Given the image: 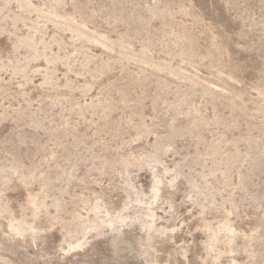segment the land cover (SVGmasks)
<instances>
[{
    "label": "rangeland",
    "instance_id": "obj_1",
    "mask_svg": "<svg viewBox=\"0 0 264 264\" xmlns=\"http://www.w3.org/2000/svg\"><path fill=\"white\" fill-rule=\"evenodd\" d=\"M6 1L0 0V195L2 181L17 168L34 177L30 189L45 183V207L35 219L30 211L24 213L43 240L21 245L0 225V253L12 264H231L234 259L264 264V126L257 124L264 120V0H28L44 16ZM184 10L194 16L192 24ZM48 15H56V22ZM180 18L203 36L194 52L188 46L192 34L177 24ZM68 21L110 43L123 39L134 55L171 64L223 98L213 99L184 80L168 82L166 72L141 70L117 52L74 41ZM27 35L30 42L23 40ZM212 41L222 45L221 53L206 56L201 51ZM86 51L102 63L110 59L112 68L94 71ZM8 58L15 60L11 66ZM67 58L75 62L74 71ZM104 92L105 103L84 107ZM227 102H234L239 118ZM197 110L206 122L218 119L215 138L208 130L200 136L187 131L188 112ZM136 129L152 131L142 144L155 142L160 158L150 166L125 168L120 156L141 144L131 142ZM215 140L214 154L210 145ZM167 144L172 148L164 153ZM156 182L161 193L153 200ZM14 183L5 192L18 202L22 194ZM203 183L206 188L196 186ZM96 205L98 215L90 210ZM53 218L74 236L94 222L102 225L99 236L88 240L94 247L87 245L76 258L54 252L59 232L56 224L51 227ZM104 218H112L115 229L109 230ZM224 219L237 237L231 250L223 239L218 243L222 256L215 261L203 250L204 224ZM150 221L153 230L147 234Z\"/></svg>",
    "mask_w": 264,
    "mask_h": 264
},
{
    "label": "bare ground",
    "instance_id": "obj_2",
    "mask_svg": "<svg viewBox=\"0 0 264 264\" xmlns=\"http://www.w3.org/2000/svg\"><path fill=\"white\" fill-rule=\"evenodd\" d=\"M10 1V0H9ZM9 1H6V3L7 2H9ZM12 1H16V3L19 5V7L20 8H22V9H25V10H27L28 12H32V9L35 11V13L38 15V16H44V14H46V12L44 13V14H42V12L39 10V11H36L37 9V7H35V8H32V4L28 1V0H12ZM51 2H53V3H59V1L60 0H50ZM5 3V4H6ZM10 3V2H9ZM141 6V5H140ZM33 11V12H34ZM182 14H184V16H188L187 17V19L188 18H190V19H188L189 20V22L188 23H191L192 24V21L194 22V16L192 15V14H190L189 12H188V10L186 11V10H184V11H182L181 12ZM51 14V13H50ZM174 16H175V13H173V12H168V17H170L171 18V20L174 18ZM54 16L53 15H48L47 16V19L48 20H54V22H56L55 20L56 19H54L55 17L56 18H58L56 15H55V17L53 18ZM63 18V17H62ZM181 19V18H180ZM174 20H176L175 18H174ZM185 20V19H184ZM184 20H182L181 19V21H183V22H180V23H178V21H177V24H178V26L179 27H181V28H184V29H187L188 30V32L189 33H191L192 34V41H191V43L188 45V46H190L189 47V50L190 51H192V52H194V50L197 48V40L198 39H201L202 37H201V34H198V32H195V31H192V29H193V27L191 26V24H187V23H185V22H187V21H185L184 22ZM69 22V21H68ZM67 27H68V29H69V31H71V38L75 41H80L82 44L83 43H85V44H89V45H93L94 47L96 46V47H100V48H102V50L101 51H107V52H109V53H112V51L113 52H117V55H118V57H124V58H126L127 60H128V62L130 63V62H134L135 64L137 63V65H138V68L139 69H141V70H143V69H145V70H149V71H164V72H166V79L168 80V82H173V83H175L176 85H179V83H181V82H179V81H187L189 84H190V87H202L203 88V92H206V93H208V94H210V96L213 98V99H216V100H220L221 98H223L222 97V95H221V92H218L216 89H213V88H211V87H209V86H207V85H204L203 84V82H200V80L198 79V78H196L195 76H193V75H191V74H188V73H185V72H182V71H179V70H176L177 68H175V69H173L172 67H170L169 65H171V64H166L165 62H163V63H158V61L156 62L155 60V62L154 61H152V59H148V57H146V56H144V55H140V56H136V55H134V53H132V52H130L128 49H129V47H127V49L124 47V45H123V39L121 40V39H118L116 42H114V43H110L106 38L107 37H104V36H102V35H98V34H96V33H93V32H89V31H86V27L85 28H83V27H80V26H76L74 23H72V22H69L68 24H67ZM61 28H63V27H61ZM36 32H37V30H36ZM39 32V31H38ZM37 32V33H38ZM187 32V31H186ZM36 33V34H37ZM35 34V35H36ZM9 36V35H8ZM13 37V36H12ZM33 37H34V35H33ZM7 38V37H6ZM14 38V37H13ZM9 39V38H8ZM7 39V40H8ZM15 40V39H14ZM13 39L10 41L11 42V45L15 42ZM23 40H26V41H28V42H30L31 41V37L30 36H24L23 37ZM33 40V39H32ZM215 41V40H214ZM7 43H8V41H6ZM220 45V44H219ZM13 46V45H12ZM12 46H10V49H11V47ZM220 46H222V45H220ZM220 46H218L215 42H209L207 45H205L204 47H203V50L201 51L204 55H206V56H208L209 54H213V53H215L216 51H218L219 49L221 50V47ZM83 47H85L84 45H83ZM82 47V48H83ZM220 47V48H219ZM8 48H9V46H8ZM93 48V47H92ZM9 49V50H10ZM132 50V49H131ZM219 50V51H220ZM188 51V50H187ZM198 50H196V52H197ZM5 52H6V50H5ZM106 52V53H107ZM9 53H11V52H8V55H9ZM190 53V52H189ZM218 53H221V51L220 52H218ZM6 54H7V52H6ZM5 54V55H6ZM15 54V53H14ZM191 54V53H190ZM217 54V53H216ZM13 55V54H12ZM111 55V54H110ZM146 55V54H145ZM219 55V54H218ZM11 56V55H10ZM9 56V57H10ZM14 56V55H13ZM13 56H12V58H13ZM8 57V56H7ZM109 57V56H108ZM117 57V58H118ZM12 58H8V61H7V63H8V66H11L13 63H14V61H13V59ZM110 58H111V56H110ZM16 59V58H15ZM70 59V58H69ZM68 58H67V60H66V65H67V67H68V69L69 70H72V71H74V68H75V62L74 61H72V60H69ZM102 59V58H101ZM112 59V58H111ZM85 60H91L92 62H93V70L94 71H105V70H110L111 68H112V66H113V64H112V62H111V60L109 59L108 61H106L105 63H102L101 61H100V59L97 57V56H95V54L94 55H91L88 51H86L85 52ZM118 60V59H117ZM65 62V61H64ZM120 64V63H119ZM83 69H84V66L82 67ZM81 72H82V70H81ZM163 72V73H164ZM35 73V72H34ZM32 74V73H31ZM27 77V76H26ZM44 77V76H43ZM221 77V76H220ZM230 77V76H229ZM233 78V77H232ZM221 79H222V77H221ZM216 80H217V78H216ZM219 80H220V78H219ZM225 80H227V78L225 79ZM225 80H223V81H225ZM232 80V79H231ZM29 81V80H28ZM45 81V80H44ZM227 82H228V80H227ZM229 82H230V80H229ZM166 83V82H165ZM170 84V83H169ZM205 84H207V83H205ZM78 86V85H77ZM214 86H216V85H214ZM77 88V87H76ZM80 89L81 90H83V89H86V86H82L81 85V87H80ZM79 89V90H80ZM88 90L90 89V88H87ZM86 89V90H87ZM105 93V92H104ZM204 94V93H203ZM207 94V95H208ZM224 94V93H223ZM100 95V94H99ZM98 96V95H97ZM102 96V97H101ZM100 97L98 96V97H93V98H90L89 99V101H88V103L86 104V106H84V107H86V109L88 108V110H91V109H96L98 106H100V105H102V103H105L106 102V93L105 94H102ZM181 99H183V97L181 98ZM108 100V99H107ZM183 101V100H182ZM234 103V102H233ZM232 102H227V105H228V107H229V109L232 111V113H233V115H234V117H236V118H239V112H238V110H236V108H235V106H234V104H233ZM139 104V103H138ZM141 104V103H140ZM85 105V104H84ZM83 107V106H82ZM102 107V106H101ZM91 108V109H90ZM82 109V108H81ZM80 110V108L78 109V111ZM81 111V110H80ZM82 111H84V110H82ZM258 111V110H257ZM263 111V110H262ZM76 113H77V111H76ZM256 114H259V113H261V112H259V113H257V112H255ZM255 113L252 115V118H255L256 117V115H255ZM79 114H81L80 112H79ZM85 114V113H84ZM104 114V113H103ZM187 114V113H186ZM263 114H264V112H263ZM94 115V114H93ZM80 116H82V115H80ZM105 116V115H104ZM187 116V115H186ZM188 116H189V118H190V120H191V125H190V129L189 130H187V131H190L191 129L194 131L195 130V132L198 134V136H200L201 135V131L203 132L204 130H208L211 134H212V138L216 135V133H215V131L217 130V128H218V119L217 118H214L212 121H210V122H206V120H204L203 119V117H202V115L200 114V112L197 110V111H190V112H188ZM264 116V115H263ZM217 117V116H216ZM263 119V118H262ZM259 126L261 125V126H264V120H262L261 122H258L257 123ZM148 127V126H147ZM191 130V131H192ZM186 131V130H185ZM150 132L152 133V131L150 130V129H146V131L143 133V132H141V131H139L138 129H136L135 131H134V133H133V139L131 140V142L132 143H136V142H141V144L137 147L138 148V150L137 149H135L136 150V152H135V150H133L132 152H134V153H136L137 155H134V153H132L130 150V154L129 155H127V153H124V154H122L121 156H120V161L118 162V163H120L122 166H129L130 164H133V165H135V166H137L138 168H142L143 166H144V164L146 163V164H148V163H150V162H153V161H155V162H157L158 163V161H157V159L158 158H160V157H158L159 155V151H160V148L158 147V145L157 144H155V142L152 144L153 146H150V147H147L146 145H145V143L144 144H142L143 143V141H145L147 138H146V136H147V134L149 133L150 134ZM180 132H182V131H180ZM156 133V132H155ZM215 138V137H214ZM145 139V140H144ZM133 141H136V142H133ZM215 142H216V140L215 141H213L212 143H211V145H210V148L212 149H210L212 152H214V154L216 153V146H215ZM146 144H148L147 142H146ZM166 145V144H165ZM168 146H166L165 148H164V146H163V148H162V151L165 153H167L168 151H169V149L170 148H172V147H169L170 145H171V143H170V145L169 144H167ZM133 146V145H132ZM136 146V145H135ZM147 147V148H146ZM135 148V147H134ZM132 150V149H131ZM171 151V150H170ZM218 152V151H217ZM95 160V159H94ZM99 160V159H98ZM101 161V160H100ZM99 161V162H100ZM102 162V161H101ZM148 162V163H147ZM97 163V162H96ZM162 163V162H161ZM160 163V164H161ZM102 164V163H101ZM152 163H150V164H148V165H146V166H150ZM156 165V164H155ZM159 165V164H158ZM124 166V167H125ZM7 168V167H6ZM126 168V167H125ZM10 169V168H9ZM16 169V172H14V174H11V177H9L8 179H5L4 181H2L3 182V188L4 189H1V190H4V192H3V194H1L0 195V225H1V227H3L2 229H3V231H4V234L6 233V234H8L7 236L9 237V235L10 236H12V238L14 237V239L16 238L20 243L22 242V243H24V242H27V244H30V245H36L37 243H39V241L41 242V240H43V239H41L42 237L39 235V233H38V231L40 230H38V231H36L32 226L34 225H28L27 223H26V218H25V211L26 212H28V211H30V213L32 214V219L34 218L35 219V217L34 216H39L38 214H40V212H42L43 210H44V207H45V205H44V196H45V187H44V185H45V181L43 182L44 184H40V181H39V184H37V186H36V188L35 189H30L29 187H31L30 185H31V183H32V178H34V177H31L30 176V174H28V173H26V174H24V172H22V171H18V169L17 168H15ZM154 169V168H153ZM157 169V168H156ZM167 169V168H166ZM2 170H4V168L2 169ZM7 170V169H6ZM13 170V168L11 169V171ZM10 171V170H9ZM171 171V170H170ZM2 172V171H1ZM0 172V173H1ZM5 172V171H4ZM167 172V171H166ZM6 173V172H5ZM8 173V172H7ZM13 173V172H12ZM9 174V173H8ZM227 174V173H226ZM3 175H4V173H3ZM7 176V175H6ZM5 176V177H6ZM32 176H33V174H32ZM1 177H2V175H1ZM224 177H225V174H224ZM1 180V179H0ZM44 180V179H43ZM153 180H157L158 181V179H157V177L155 178V179H153ZM15 182L14 184V187L16 186V187H18V190H17V192L18 191H20L21 192V196H22V198H21V200L20 201H18L17 202V200L16 201H14L13 200V196H12V194L10 195V194H8V193H6L5 192V188H9L10 186H11V184H12V182ZM34 181V180H33ZM160 181V180H159ZM37 182V181H36ZM172 182V181H171ZM34 183V182H33ZM48 183V182H47ZM46 183V184H47ZM161 183V182H160ZM202 183V182H201ZM1 184V183H0ZM204 184V183H203ZM154 185V186H153ZM153 188H152V197H153V200L155 199V200H157V197H159L160 195H159V192H160V189L161 188H159V186H160V184L158 183V182H156L155 184L153 183ZM205 185H207L206 183L204 184V185H200V184H197L196 186L199 188V189H202V188H206L205 187ZM47 186V185H46ZM13 188V187H12ZM17 189V188H16ZM46 189H47V187H46ZM135 189V188H134ZM12 190V189H11ZM15 190V189H14ZM13 191V190H12ZM8 192V191H7ZM16 192V193H17ZM15 193V192H14ZM161 193V192H160ZM200 193V192H199ZM159 195V196H158ZM15 197V196H14ZM19 197V196H18ZM151 197V198H152ZM19 199V198H18ZM137 199V198H136ZM46 201V200H45ZM138 201V200H137ZM140 201V200H139ZM54 203V202H53ZM57 203V202H56ZM55 204H53V206H54ZM127 205V204H126ZM126 205H125V208L124 209H126ZM57 206V205H56ZM60 206V205H59ZM46 208H48V207H46ZM45 208V209H46ZM59 208V207H58ZM57 208V209H58ZM92 209H90L91 211L93 210V213H96L97 214V210H98V208H97V205L96 206H92L91 207ZM151 210V209H150ZM46 211V210H45ZM152 211V210H151ZM122 212H124V211H122ZM107 213V212H106ZM95 214V216H97ZM122 214H124V213H122ZM121 214V215H122ZM202 214V213H201ZM125 215V214H124ZM147 215V214H146ZM31 216V215H30ZM76 216V215H75ZM149 216L151 217V218H153L154 217V215H153V213H150L149 214ZM79 217V216H78ZM78 217L76 218V219H78ZM99 217V216H98ZM119 218H120V216H118ZM118 217H117V219H118ZM58 217H56V219H57ZM75 217H74V215H73V219H74ZM80 218V217H79ZM96 218V217H95ZM107 218V217H106ZM106 218H104V219H106ZM115 218V217H114ZM123 218V217H122ZM125 218H127V217H125ZM123 219V220H127V219ZM146 218H147V216H146ZM56 219L55 218H53L52 219V222L50 223L51 224V227L52 228H57V229H55V230H58V232H59V234H56L58 237H57V244L53 247V251L54 252H63V253H65V254H70V253H72V255H74V257L76 258V256L79 254L80 255V251H82L83 253H84V250H86V246L87 245H89L90 244V242L88 241L89 239H90V241H91V239H96V237L97 236H99L97 233H99V232H96L97 231V229H98V227L100 226H102V225H99L98 226V224H97V222H94V223H92V224H89V222H85L86 223V225H88V226H85V228H86V230L84 229V228H82V229H84V231L83 232H81V236L80 235H78V236H74V234L73 235H71V234H69V233H71V232H66V231H68V230H66L64 227V225L65 224H61V222L59 223H57V221H56ZM81 219V218H80ZM102 219V218H101ZM84 220V219H83ZM96 220V219H95ZM103 220V219H102ZM102 220H100V221H102ZM115 221H118V223H120L119 222V219L118 220H116V219H114ZM114 220H112V218H108V219H106V220H104V222H103V224H106L109 228L110 227H113V225H115L114 224ZM225 220V219H224ZM222 221V222H217V221H213L212 220V222H208V223H206V224H204L205 225V228L206 229H204V230H206V236H207V239H206V241H205V243H204V247H203V250L205 249V252H206V255H208V258L210 257L212 260H215V261H217V260H219L220 259V257L222 256L221 255V251L217 248V247H219V246H217V245H219L218 243H220V241L223 239V241H224V243H226L229 247V249L231 250V248H230V246H232L233 245V241H234V238H235V236H236V233H235V230L233 229V227L231 226L232 224L231 223H229L230 221H228V219L227 220H225V221ZM78 221H80L79 219H78ZM85 221V220H84ZM87 221V220H86ZM96 221H99V219H97ZM152 221H153V219H152ZM155 221V220H154ZM93 222V221H92ZM102 222H100L101 224H102ZM122 222V221H121ZM145 222H147V221H145ZM144 222V223H145ZM151 222V221H150ZM204 222V221H203ZM80 223H81V221H80ZM91 223V222H90ZM117 223V222H116ZM122 223H124V222H122ZM121 223V224H122ZM59 227H56V225ZM83 224H84V222H83ZM120 224V225H121ZM125 224V223H124ZM149 224V223H148ZM152 222H151V224H149V226H148V228H147V232H148V230H150V229H152ZM231 224V225H230ZM55 225V226H54ZM79 225V224H78ZM105 225V226H106ZM143 225V224H142ZM204 225H203V227H204ZM54 226V227H53ZM83 226V225H82ZM144 226V225H143ZM154 226H155V224H154ZM154 226H153V228H154ZM84 227V226H83ZM145 227H147V225L146 226H144V228ZM81 228V227H80ZM114 228V227H113ZM158 228V227H157ZM161 228V227H160ZM66 231H65V230ZM100 229H102V228H100ZM106 229H107V227H106ZM115 229V228H114ZM146 229V228H145ZM144 229V230H145ZM164 229V228H163ZM43 230V229H42ZM81 230V229H80ZM109 230H111V228L109 229ZM153 230V229H152ZM155 230H157V229H155ZM153 231V232H157V231ZM162 230V229H161ZM166 230V229H165ZM2 231V232H3ZM50 231V230H49ZM146 231V230H145ZM76 232V231H75ZM79 232V231H78ZM150 233V231L147 233V234H149ZM159 233V232H158ZM203 233V232H202ZM239 233V232H238ZM146 234V235H147ZM151 234V233H150ZM157 234V233H156ZM204 234V233H203ZM49 235V234H48ZM77 235V234H76ZM154 235V234H153ZM152 235V236H153ZM160 235V234H159ZM42 236H43V234H42ZM45 236V235H44ZM49 236H52V235H49ZM48 236V237H49ZM205 236V235H204ZM53 237V236H52ZM237 237V236H236ZM246 237V236H245ZM244 237V238H245ZM54 238H56V237H54ZM149 238H151V237H149ZM206 238V237H205ZM51 239V238H50ZM147 239H148V237H147ZM16 240V241H17ZM44 240H45V237H44ZM17 241V242H18ZM24 241V242H23ZM47 241V240H46ZM223 241H221V242H223ZM248 241V240H247ZM14 242V241H13ZM50 242V241H49ZM93 242V241H92ZM22 243H21V245H22ZM54 243V242H53ZM94 243V242H93ZM222 244V245H225V246H227L226 244ZM25 244V243H24ZM43 245H44V243H42ZM1 245V244H0ZM221 245V244H220ZM47 246V245H46ZM52 246V245H51ZM90 246V245H89ZM34 247V246H33ZM90 247H92V246H90ZM93 247H94V245H93ZM92 247V248H93ZM234 247H236V246H234ZM37 248V247H36ZM41 248V247H40ZM49 248V247H48ZM47 248V249H48ZM51 248V247H50ZM221 248V247H220ZM226 248V247H225ZM91 249V248H90ZM228 249V250H229ZM236 249V248H235ZM235 249H232V250H235ZM40 250V249H39ZM43 250V249H42ZM45 250V249H44ZM225 250V249H224ZM229 250V252H231V253H233V251H230ZM237 251V250H236ZM246 251V250H245ZM53 252V253H54ZM81 252V253H82ZM141 252V251H140ZM140 252H138V253H140ZM144 252H145V250H144ZM224 252V251H223ZM223 252H222V254H223ZM228 252V251H227ZM228 252V253H229ZM250 252V251H249ZM41 253V252H40ZM44 253V252H43ZM82 253V254H83ZM88 252H86V254H87ZM184 253V252H183ZM64 254V255H65ZM141 254V253H140ZM143 254H145V253H143ZM230 254V253H229ZM234 254H235V252H234ZM55 255V254H54ZM56 255H59L58 253L56 254ZM61 255V254H60ZM76 255V256H75ZM84 255V254H83ZM231 255V254H230ZM53 256V255H52ZM70 256H71V254H70ZM204 256V255H203ZM225 256V255H224ZM236 256V255H235ZM29 257V256H28ZM40 257H41V259L42 258H44L45 259V254H41L40 255ZM54 257V256H53ZM66 257V256H65ZM184 257V256H183ZM229 257H231V256H229ZM59 258V257H58ZM185 259H186V257H185ZM230 259V258H229ZM49 260V259H48ZM60 259H58V261H59ZM44 261V260H43ZM46 261V260H45ZM44 261V262H45ZM71 261V260H70ZM69 261V262H70ZM205 261V260H204ZM208 261V260H207ZM214 261V262H215ZM0 262H3L4 264H12V262H11V259H10V256H8V255H6L5 253H0ZM62 262V261H61ZM203 262V261H202ZM75 264V263H74ZM205 264V263H204ZM231 264H238L237 262H236V260L234 259V260H232L231 261Z\"/></svg>",
    "mask_w": 264,
    "mask_h": 264
}]
</instances>
